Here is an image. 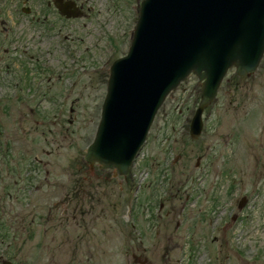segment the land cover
I'll return each mask as SVG.
<instances>
[{
  "label": "rangeland",
  "instance_id": "rangeland-1",
  "mask_svg": "<svg viewBox=\"0 0 264 264\" xmlns=\"http://www.w3.org/2000/svg\"><path fill=\"white\" fill-rule=\"evenodd\" d=\"M41 1L0 0V190L16 188L0 231L16 236V264H264V57L249 76L228 72L199 139L190 76L126 178L90 170L110 67L143 0H78L86 16L71 20L22 12Z\"/></svg>",
  "mask_w": 264,
  "mask_h": 264
},
{
  "label": "water",
  "instance_id": "water-1",
  "mask_svg": "<svg viewBox=\"0 0 264 264\" xmlns=\"http://www.w3.org/2000/svg\"><path fill=\"white\" fill-rule=\"evenodd\" d=\"M59 7L67 18L81 15ZM264 55V0H145L128 55L110 68L101 120L85 160L126 177L168 96L194 74L203 82L190 134L229 69L255 72ZM244 198L240 209L246 204Z\"/></svg>",
  "mask_w": 264,
  "mask_h": 264
},
{
  "label": "flooded vegetation",
  "instance_id": "flooded-vegetation-1",
  "mask_svg": "<svg viewBox=\"0 0 264 264\" xmlns=\"http://www.w3.org/2000/svg\"><path fill=\"white\" fill-rule=\"evenodd\" d=\"M38 3H41L40 10H38L36 6L28 7L26 3L22 8V12H29V15L33 14L34 18L35 16H37V19L40 20L42 18L44 19L45 17H49V12L51 11V9H53L54 12L57 13L60 17L67 19L60 13L59 7H72L71 9L73 12L75 11L76 13L81 15L80 18L86 16L85 8L83 4H81L78 0H42ZM0 24L2 26H5L7 22L2 20ZM0 157L3 163V161H5V157H3L2 155ZM4 190L5 188H2V190H0V219L3 220V218L7 216V223H9L8 220L10 219H12V221L14 222L16 221V213H14L13 215H11V213L14 211V206L16 205V188L7 187L8 194H4ZM12 192H14V194ZM3 195H7L6 198L10 201V205L6 204ZM1 220L0 227H4V224ZM3 231H5V228H3ZM0 264H16V236L10 239L8 231H5V233L0 231Z\"/></svg>",
  "mask_w": 264,
  "mask_h": 264
}]
</instances>
